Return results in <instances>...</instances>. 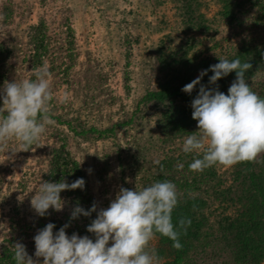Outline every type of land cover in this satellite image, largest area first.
Masks as SVG:
<instances>
[{
	"label": "trees",
	"instance_id": "obj_1",
	"mask_svg": "<svg viewBox=\"0 0 264 264\" xmlns=\"http://www.w3.org/2000/svg\"><path fill=\"white\" fill-rule=\"evenodd\" d=\"M173 1L180 6L178 14L183 23V31L209 33L211 44L201 49L191 43L193 37H188L180 47L164 49L162 45L158 46L156 89L147 90L139 101L144 105L153 103L157 106L154 125L161 135L157 148L162 150L159 160L163 171L155 164L150 185L163 180L173 182L179 194L178 206L172 213L173 223L176 225L181 218L191 220V224L186 225V232L181 231L179 239L183 245L182 250L173 248V241L160 234H156L155 242H150L149 248L155 249L159 264H264V153L258 156L255 162L237 163L223 171L219 170L220 165H216L202 172H193L189 170V164L200 154H185L181 147L188 135L198 131L197 121L192 119L191 101L197 96L199 85L191 94L183 92L182 88L194 80L202 70L219 63V58H238L242 63L248 61L252 67L245 74L246 82L254 92L264 98V0ZM209 2L217 7L215 18H209L203 12ZM2 9L3 22L6 25L12 24L14 19L10 2L4 3ZM218 22L226 27L220 38L217 37ZM67 30L71 32L69 26ZM139 38V35L130 37L128 34L122 37L124 63L121 78L124 93L128 97L133 91V45L138 44ZM50 39L43 17L29 25L25 41L27 49L22 58L30 72L27 79H35V70L43 67L49 59L53 68L50 70L59 69L57 74H65V81L68 83L69 64L64 62L63 69L54 65L56 58L49 47ZM236 39L238 42L232 45ZM70 43L67 39L66 44ZM70 47L68 45V48ZM16 50L6 41L0 42V89L6 82L14 81L10 59L15 56ZM208 52H211L210 55ZM72 56L73 53L69 49L68 59L73 60ZM211 75L213 73L209 71L201 83L210 89L218 88L224 94L228 93V88L236 79V73L233 71L212 85L209 83ZM50 115L54 117L51 113ZM55 118L60 120V116ZM130 120L132 119L130 118L129 122ZM116 127L117 124H113L102 131L94 127L90 130L98 132L99 136H108L115 133ZM70 128L78 134L84 132L77 131L72 126ZM54 136L61 143L49 151L46 169L42 172V182L55 183L63 179L71 184L76 179L83 178L84 189L65 190L60 193L65 209L60 217L59 211L49 208L45 216L37 214L30 223L26 222V217H20L22 204L16 202L8 214L10 231L14 230L15 233L3 236L0 264H15L12 259L13 246L32 237V249L34 236L48 223L55 225L54 233L68 224L66 233L69 237L76 233L95 241L94 234L89 233L87 227L96 218V212L89 217L81 215L76 219L70 218L77 205L89 210L95 203L99 211L87 172L68 149L67 134L59 131ZM177 142L179 146L172 149ZM108 160L109 156L104 155L103 161L96 169L98 179L103 183L111 178L112 169ZM1 164L0 186L3 183ZM181 164L182 169L178 167ZM8 184L10 186L11 183ZM17 184L20 194L24 195L26 191L32 194L22 180Z\"/></svg>",
	"mask_w": 264,
	"mask_h": 264
},
{
	"label": "rangeland",
	"instance_id": "obj_2",
	"mask_svg": "<svg viewBox=\"0 0 264 264\" xmlns=\"http://www.w3.org/2000/svg\"><path fill=\"white\" fill-rule=\"evenodd\" d=\"M8 2L12 6L14 22L6 25L2 6ZM177 5L173 0H0V42L6 41L17 49L10 59L14 80L29 76L22 60L27 49L26 35L29 25L40 17H43L51 37L49 47L56 58L54 65L63 69L64 62L69 64L66 83L65 74H57L59 69L50 70L53 68L49 59L45 63L52 85L53 99L49 111L54 116L51 117L54 125L48 127L39 142L28 151H21L15 140L0 150L3 177L0 186V247L4 243V234L11 236L15 233L10 231L8 214L16 202L22 204L20 217H26L27 223L37 217L31 199L43 181L42 172L46 169L49 151L61 143L54 136L59 131L67 134L68 149L86 170L99 210L109 206L121 187L135 190L150 186L151 174L155 170L153 161L160 158L162 151L157 148L161 135L154 125L157 106L139 101L147 90L156 89V49L161 45L164 49L180 47L188 37H193L191 43L201 49L211 44L209 33L183 31L178 14L180 6ZM216 11L217 7L210 2L203 8L209 18H215ZM217 24V37L220 38L226 27L221 22ZM126 34L140 36L138 44L133 45L135 65L132 66L133 91L129 97L124 93L121 78L124 63L122 37ZM67 39L71 42L72 47L68 44L70 48ZM237 42L234 40L232 45ZM69 49L73 60L67 57ZM65 93L67 102L63 99ZM55 116H60V120ZM113 124H117L115 133L108 136H99L98 132L90 130L94 127L102 131ZM70 126L84 132L75 133ZM178 146L177 142L171 148ZM106 154L112 172L111 178L103 183L98 179L96 169ZM228 168L220 166L219 170ZM19 180L32 194L27 191L20 194ZM64 210L59 211L58 217ZM32 239L29 237L20 243L26 245L28 255L37 264H43V258L34 255L35 242L31 249ZM154 242L155 239L151 244Z\"/></svg>",
	"mask_w": 264,
	"mask_h": 264
},
{
	"label": "clouds",
	"instance_id": "obj_3",
	"mask_svg": "<svg viewBox=\"0 0 264 264\" xmlns=\"http://www.w3.org/2000/svg\"><path fill=\"white\" fill-rule=\"evenodd\" d=\"M251 67L248 61L242 63L238 58H219V63L202 70L182 88L183 92L191 94L199 85L198 94L191 101L192 119L197 121L198 131L188 135L182 145L185 154H200L189 164L190 171L251 163L264 153V98L246 82L245 74ZM209 71L213 73L209 77L212 85L229 73H236L227 94L201 83ZM34 75L35 79L6 82L0 89V150L15 140L21 151H28L55 123L49 111L53 96L47 65L35 70ZM63 99L67 102V93ZM153 163L163 171L159 159ZM178 167L182 169L183 165ZM84 186L83 178L71 184L63 179L55 183L42 182L31 199V206L41 217L49 208L61 211L60 193L83 190ZM178 202L176 185L169 180L135 190L121 187L106 209L97 211L93 203L89 210L77 205L71 212V219L97 213L87 227L95 241L76 233L69 237L68 224L54 233L55 225L48 223L34 236V255L42 257L43 264H159L155 249L149 248L156 234L173 241V248L179 251L183 247L179 239L181 231L186 232V225L191 224L190 219L181 218L174 225L172 213ZM13 248L15 264H37L22 243L17 242Z\"/></svg>",
	"mask_w": 264,
	"mask_h": 264
}]
</instances>
